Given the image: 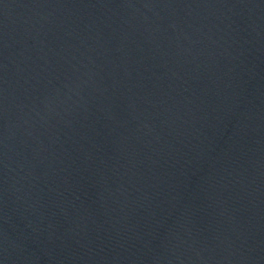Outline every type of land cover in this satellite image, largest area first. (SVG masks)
Returning a JSON list of instances; mask_svg holds the SVG:
<instances>
[{
  "label": "water",
  "instance_id": "1",
  "mask_svg": "<svg viewBox=\"0 0 264 264\" xmlns=\"http://www.w3.org/2000/svg\"><path fill=\"white\" fill-rule=\"evenodd\" d=\"M0 264H264V0H0Z\"/></svg>",
  "mask_w": 264,
  "mask_h": 264
}]
</instances>
